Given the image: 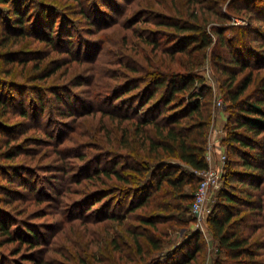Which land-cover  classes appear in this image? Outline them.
Masks as SVG:
<instances>
[{"label": "trees", "instance_id": "trees-1", "mask_svg": "<svg viewBox=\"0 0 264 264\" xmlns=\"http://www.w3.org/2000/svg\"><path fill=\"white\" fill-rule=\"evenodd\" d=\"M70 1L78 5L72 12L89 26V34L118 23L127 29L148 25L134 32L149 50L140 61L122 59L121 75L111 77L117 81L109 87L104 83L106 90L94 77L90 82L77 77L73 86L49 83L64 67L96 63L93 53L102 46L83 37L67 14L46 0H0V246L17 244V254L29 248L22 255L27 259L14 264L43 263L35 256L55 226L37 223L47 211L29 213L28 204L60 196L38 188L37 170L21 158H34L36 144L60 140L46 129L55 118L82 117L104 102L112 109L102 112L132 122V130L123 129L116 148L90 161L81 155L85 163L70 164L73 183L97 184L69 204L71 209L90 203L92 212L97 205L92 215L97 222L122 227L112 239L118 264H197L201 233L190 228L195 219L185 214L201 182L198 173L210 167L208 131L215 112L211 88L199 74L210 54L225 76L228 111V161L208 219L225 257L214 264H264V0H186L188 10L181 14L146 4L122 21L117 18L134 0ZM226 2L230 13L223 12ZM234 17L246 24L229 26ZM238 29L240 38L225 35ZM59 119L61 128H70L71 121ZM53 174L48 182L56 180ZM176 226L186 231L173 246L168 238ZM5 260L0 253V264Z\"/></svg>", "mask_w": 264, "mask_h": 264}, {"label": "rangeland", "instance_id": "rangeland-1", "mask_svg": "<svg viewBox=\"0 0 264 264\" xmlns=\"http://www.w3.org/2000/svg\"><path fill=\"white\" fill-rule=\"evenodd\" d=\"M46 1L56 5L60 11L67 14L70 19L77 24V28H79L81 32L80 34L84 35L83 37L94 40L96 43L99 42V45L103 47H96L93 53V57L96 56L97 58L96 63L74 64L70 68L64 67L54 78L49 80V83L58 85L65 83L69 86H73L72 84L76 82L77 77L85 76L87 77L86 80L88 79L89 82L94 77V80L98 79L103 83L102 90H106L104 83H107V87H109L115 83L113 81H117L111 79V77L113 78L114 76L121 75L123 67L118 63L122 61V59H124V61H127V59L129 61H140L143 56V51L149 50V48H144V46L141 45L140 40L137 39L135 35L136 33L134 32V29L143 31L142 29H146L148 25L141 24L138 28L130 27L127 29L126 24L118 23L115 26L113 25L110 28L103 30H99L95 27L91 29L92 33L89 34L87 32L88 29H90L89 26H86L85 22L79 16L75 15V12H72L77 10L78 6L74 1ZM83 1L85 2L88 0H82V2ZM205 3L206 2H201L202 5ZM146 4H155L156 11L158 9L172 14L186 13L188 10L186 0H134L131 4H126L127 6L123 18L120 17L117 19L122 21L124 18L130 17V15L135 12L141 11L142 7L146 6ZM223 12L230 13L228 2L223 6ZM244 24H246V21L238 17H234L233 20L229 22V26H243ZM240 33L241 30L238 29L236 32H226L225 35L228 37L240 38ZM124 37H128V45H125ZM163 43L164 44H161L162 47L167 46L165 42ZM133 44L135 47L132 46ZM134 48H137L140 53H136V49ZM21 70V67L17 68V72H20ZM25 73V75L30 73L29 68L26 69ZM199 74L201 77H204L205 82L211 88V97L215 112L208 131L207 156L210 157L209 163L212 167L221 171L223 183V176L228 161L227 148L224 144V138L227 135L226 126L228 117L227 103L225 101V76L217 71L210 54L208 55L204 68ZM23 79L20 78V80L24 81ZM119 80H121V77ZM89 82L87 83L89 84ZM87 87L88 86L86 85L83 89ZM81 89L82 88H76L74 91L78 92ZM96 101L99 100L97 99ZM106 109H112V107L104 102H98L93 106L92 112L88 115L82 117L74 116L73 118L65 120L55 118L54 122L51 123V127L47 126L46 129H51V132H53L54 135H60V140L58 139L54 144L50 142L51 146L46 143H41L39 146L36 144L33 146L37 148L34 158H31L30 156L21 158L24 162L32 165L35 170H37V177L34 179L38 184V188L42 187L44 192L46 193L48 191L52 197L60 196V198L54 201H50L49 198L41 196L42 199H45L44 203L37 204L35 201H32L28 204L29 213L35 211H39V213L47 211V216L37 220V223H47L55 226L53 232L46 234V240L43 242L44 244H42L43 248L41 249V252L35 256L39 261L42 260L43 263L41 264L119 263L113 251L112 239L115 236H119L122 227L116 223H110L108 221L97 222V217L95 218V216H92L94 215V207L97 205H92V212L87 210V208L90 207V203L87 205L82 204L84 207L75 211L71 209L70 206L72 205H69L77 199H80L85 192L95 190L96 186L93 185H97L95 182H90L85 179L82 180L81 183H73L74 178L71 177L74 172L71 171L70 164L78 166L85 163V160H80L81 155H84L86 160L90 161L96 158V155L102 150L116 148L123 129L132 130V122L116 118L113 119L102 112ZM57 119L62 123H68L71 121L70 128H61ZM46 121L47 117L45 115L41 121L43 127L46 126ZM66 128L71 130H67ZM54 149H59V151L64 150L63 153L67 154H56L57 151ZM224 156L226 157V163L223 161ZM58 167L59 169H64L65 174L62 173L63 170L59 171ZM49 170L51 171L48 172ZM52 173H54L53 176L56 180L48 182L47 177H50V175L52 176ZM53 186L56 187V190L55 188H52ZM56 191L61 192L57 194ZM215 195L209 202L211 207H213ZM193 202L194 199L189 204L190 213L185 214V217L188 219L191 217L194 218L191 211ZM184 205L187 204L184 203ZM90 213L91 216H86L88 214L90 215ZM27 215L28 214H24L21 215V217ZM76 215L78 216L77 219H75ZM129 222L134 223L132 220L127 221V223ZM189 226L192 230L200 231L203 242V250L201 251V254L198 255L197 264H214L215 260L219 257H225V254L218 251L217 244L214 241L208 226V220L203 228L198 227L195 221L194 223L189 224ZM185 231L186 229L183 228V226H176L171 230L168 240L173 242V246L178 245L182 242V236ZM17 249V244H6L3 247L0 246V253L6 257V264H14L15 259L23 263V261L27 259L22 255L24 253H30L29 248L24 246L22 252L19 254L16 252ZM26 264H34V262Z\"/></svg>", "mask_w": 264, "mask_h": 264}, {"label": "built area", "instance_id": "built-area-1", "mask_svg": "<svg viewBox=\"0 0 264 264\" xmlns=\"http://www.w3.org/2000/svg\"><path fill=\"white\" fill-rule=\"evenodd\" d=\"M207 159L209 161L210 157H207ZM223 161L226 163L225 156L223 157ZM198 175L201 178V182L195 192L191 211L194 215L197 226L203 228L207 224V220L213 212V207L209 205V202L221 189L223 183L221 171L212 167L211 164L207 170L199 172Z\"/></svg>", "mask_w": 264, "mask_h": 264}]
</instances>
